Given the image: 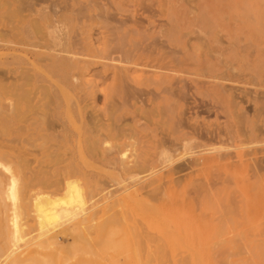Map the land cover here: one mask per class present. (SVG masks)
Masks as SVG:
<instances>
[{
	"label": "rangeland",
	"instance_id": "rangeland-1",
	"mask_svg": "<svg viewBox=\"0 0 264 264\" xmlns=\"http://www.w3.org/2000/svg\"><path fill=\"white\" fill-rule=\"evenodd\" d=\"M39 2L33 0H0V36L2 34V38H0V80L2 81L0 82V154L2 153L0 155V170L2 171H0V175L2 176L0 177L13 175L17 190L19 189L18 192L21 189L26 192L25 194L21 190L22 194L26 196V204L24 209L18 208L22 211L18 210L17 213V231H13L11 225H8V231L3 227L5 224H3V206L0 208V238L2 239L0 240V264H251L252 246L261 243L263 234L258 229L252 230L251 228V225L259 221L254 220L252 224L251 191H245L240 185V180L231 182L232 185L226 181L229 179V174L225 175L226 172L222 171L223 173H221L219 169L213 168L206 170L207 172L196 174L180 171L172 174L171 178L173 179L171 181L166 177L168 180L163 179V182L148 185L150 179L158 178L161 180V176H165L168 169L163 168L164 166H148L151 169L147 168L144 172L128 176V174L121 172L112 160L101 157L95 158L93 147L99 149L96 150L99 153L102 150L106 151L109 156L115 154L120 161L134 160L135 157L133 156H136L143 148L145 149L143 145L147 144L152 147L155 139L165 138L168 133L177 128L179 118L185 116V120L189 117L188 122L186 121L187 124H193L197 118L199 125L205 124L206 127L211 125L212 128L221 129L222 134L225 129L229 131L230 129L231 131L237 129L233 131L234 135L239 130L240 136L238 133L234 136L230 131L234 137L233 140L222 136V140L216 145L214 144L219 148V146H230L232 142H236L234 147L230 146V149L226 151L234 154L233 156H235V151L238 154L239 152L244 153L246 150L248 153V156L245 155L242 161L247 162L249 166L243 165V162L241 164L237 158H234V160L236 159V167L233 171H235L236 178L242 180L245 176L251 175L254 163L251 161V157L254 156L251 154L252 151L255 152L258 149L257 153L259 154L256 153L255 156L263 158L262 165H264V152H262V150L264 151V138L259 140L260 137H264V78L262 77V72L264 73V0H40ZM38 8L49 11V17L45 19L47 26L56 27L57 18L61 17V31L68 41L70 40V52L73 50L72 53L63 54L62 57L55 60L56 62L51 64V70L48 67L49 61L46 60L48 50L45 38H43L44 40L31 38V31L27 28L34 23L35 10ZM6 9L8 12L14 13L15 10L18 12L8 16L10 13H7ZM99 9L100 12H98ZM252 16L257 17V19L254 20ZM247 18L249 21L251 20V23L248 22ZM245 19L251 25L250 32L245 28L246 22H243L246 21ZM81 26L84 31L80 29ZM109 27L113 31L112 35H110L111 31L108 30ZM118 27H121L120 31H117ZM44 32L45 30L41 29L38 36L41 37ZM120 34L124 37V40L120 37L123 41L122 44L118 40ZM248 34L251 35L249 39L246 37ZM113 35L117 40L113 38ZM105 36L113 40V47L116 41L118 48L124 45L122 49H119L122 50L121 53L118 50L115 54L111 52V49H108L110 50L108 53L112 54H109L110 58L115 56L113 59L108 58L111 60V64L109 60L102 59L104 58L102 55L105 58L108 55V53L103 54L105 50L101 46L107 40ZM28 40L31 44H27ZM108 41L110 42V40ZM85 42L87 46H85ZM109 42L107 43L112 48ZM149 44L152 45H150L151 48L160 50V53L171 54L170 56H174L173 58H186L191 68L185 73L169 72L173 79L177 77V80L174 79L175 82H173L177 88L182 85L181 81L184 80L182 81L184 82L183 85L185 84V88H188L185 89L188 92L185 96L188 98H183L186 99L185 102L183 99L181 100L180 108H176L172 112L170 126L166 124V127L161 122L166 120V117L155 116L156 112L151 113L153 106L148 103L150 101H146V98L151 99L152 95L154 93L156 95L159 91L153 85L137 87L132 82H125L126 84L124 83L123 86L118 83L116 88L119 87V89H115L118 94H116L117 91L114 92V87H112V83L117 84L115 80L113 82L111 79L114 78L113 74L116 70L114 66L118 70L125 65L131 66L124 61L121 62L122 57L119 58L120 56H129L125 50L131 51L132 46L144 47ZM82 46L86 48V51L79 49ZM219 47L220 50L217 49ZM90 49L92 50L88 51ZM81 50L87 56L81 54ZM88 52L90 53L87 54ZM123 52L124 55H122ZM33 53L37 54L34 55L35 58H33ZM36 59L37 61H35ZM83 61L94 62L91 66L89 63L87 69H83ZM101 62L104 63L103 66ZM105 64L109 67L112 65V67H106ZM229 66L234 67L232 68L234 70ZM152 71L154 69L138 66L132 67L130 74L133 78H138L142 74L149 75ZM155 71L168 72L166 70ZM90 72H93L96 77ZM75 74L78 75L76 78H74ZM97 74H100L99 78H97ZM104 74L105 76H103ZM219 74L226 78L215 79L214 76ZM76 83L80 87H77ZM180 83L181 85H179ZM92 85H95V89ZM200 87L203 91L207 88H214L220 92L226 90L223 91L224 96L225 94L226 96L221 97L220 100L218 96L214 97L208 93L201 97L196 90H200ZM77 88L79 89L77 90ZM139 88L144 89V91L140 89V93L134 94L136 93L134 91ZM132 89L136 90L133 91ZM20 93L22 94L19 95ZM112 94L119 96L122 94V96L118 98L119 96L114 97ZM22 95L23 99L20 98ZM138 95L145 104L139 103ZM42 96L44 97L42 98ZM136 98L139 100L137 101ZM230 98L232 99L230 100ZM224 99L225 102L229 101L225 103ZM12 100L15 102L21 100L22 102L14 103ZM38 100L40 101L38 102ZM232 100L235 105L237 104L235 106L237 108L234 107V113L239 114L237 109L242 110L240 114L241 117L243 116V120L238 117L240 115H235L232 110V113L229 110L227 112L226 109L230 108ZM43 102H46V105ZM186 102L188 106L185 105ZM234 103L231 106L232 109H234ZM38 104L39 106L43 105L46 112L42 111L44 109L40 108ZM200 104L201 111L197 115L193 114V110H187L186 115L180 114L181 117L178 115L182 109L185 110L186 106H200ZM30 105L33 106V109L36 107V110H31ZM83 105L86 107H82ZM213 105L214 107H212ZM15 110L17 113L14 112ZM142 110L149 111L154 115V117L150 116L153 117L150 119L151 121L142 118ZM43 115L47 116V120ZM256 115H259L258 119ZM40 116H43L44 120H41L43 118ZM97 116L99 117L98 120ZM25 117L27 118L25 119ZM177 117L179 118L177 119ZM23 118L24 120H22ZM248 118L250 119L248 120ZM235 120L238 121L239 129L237 123L234 124ZM92 121L96 125H92L90 123ZM156 123L158 126L155 125ZM109 128L111 130L109 136L105 137ZM38 131H41L43 135L38 134ZM183 131L189 130L184 128ZM243 132L247 134L245 135ZM251 132L257 136L256 144L247 142L251 138ZM257 134H261L260 137ZM77 138H79V142ZM89 138L101 140L92 147L89 144ZM85 139L87 140L85 141ZM242 139L244 140L242 141ZM203 143L200 142L199 144ZM78 144L81 147L79 149ZM120 144H122L123 155L116 153L118 150L116 146ZM214 145L196 147L191 149L188 154L182 153L178 160L170 164V167L182 165L194 156H200L199 153L205 152L204 149ZM85 148L89 149L86 150ZM17 149L21 150V154H19V150L16 151ZM2 150L6 153L4 154ZM79 150L82 151V154ZM248 150L251 155H249ZM226 151L224 150V152ZM15 152L21 156L18 160L17 157L19 156L15 155ZM125 155L126 158L130 157L126 159ZM247 157L248 160H246ZM19 160H23L21 164H18L17 161ZM240 166L247 168L244 169L245 167L241 168ZM237 167L241 168H239L241 173L236 171L238 170ZM263 172L264 170L262 171L264 175ZM203 173L208 177L215 175L216 181L213 182L214 178L208 180L211 177L208 178ZM220 173L222 175H219ZM222 178L226 179L225 183H220ZM167 181L170 182L167 183ZM208 184L213 185L210 187ZM70 195H77L74 200L75 203L70 202ZM230 195L232 196L230 197ZM263 196L264 193L257 198L259 200H256V203L263 205L264 212ZM45 197L47 203L42 202L43 208L56 209L60 212V216L58 220L41 226L37 218L36 202ZM79 199L82 200L81 203ZM6 203L8 202L6 201ZM262 221L264 222V217ZM258 233L261 237H257Z\"/></svg>",
	"mask_w": 264,
	"mask_h": 264
},
{
	"label": "bare ground",
	"instance_id": "bare-ground-1",
	"mask_svg": "<svg viewBox=\"0 0 264 264\" xmlns=\"http://www.w3.org/2000/svg\"><path fill=\"white\" fill-rule=\"evenodd\" d=\"M20 1H22V0H20ZM33 1H38V3H40L39 1L40 0H33ZM99 1V0H98ZM107 1V0H106ZM50 2V1H49ZM5 3V2H4ZM12 3H14V2H12ZM37 3V4H38ZM91 3V2H90ZM15 4V3H14ZM51 4V3H50ZM2 5H3V3H2ZM7 5V4H6ZM25 5V4H24ZM26 5H28V4H26ZM87 5H88V3H87ZM98 5V4H97ZM30 6V5H29ZM32 6H33V4H32ZM93 6V5H92ZM9 7V6H8ZM35 7H37V6H35ZM68 7V6H67ZM87 7V6H86ZM99 7H101V6H99ZM12 8V7H11ZM41 8H42V6H41ZM41 8H38V9H36L35 11H36V17L34 18V23L32 24V25H29V26H27V28L29 29V31H31V38L33 37V39H34V37L35 38H40V39H43V38H45V41H46V48H47V50H48V52H46V60H48L49 61V63H48V67L50 68V70H51V64L54 62H56L55 60H57L59 57H62V55L63 54H70V53H72L73 52V50H71L72 52H70V44H69V41H68V39H67V37L63 34V32L61 31V25H60V19H61V17H58L57 18V26L56 27H54V26H51V25H49V26H47V24L45 23V19L46 18H48L49 17V11H45V10H43V9H41ZM48 8V7H47ZM28 9V8H27ZM107 9V8H106ZM105 9V10H106ZM48 10V9H47ZM51 10V9H50ZM6 11H7V9H6ZM13 11V10H12ZM16 12H18L17 10H15ZM103 11V13H104V10H102ZM16 12H8L7 11V13H10V14H8V16L9 15H11V13L12 14H15ZM28 12V11H27ZM86 12V11H85ZM98 12H100V9L98 10ZM108 12V11H107ZM107 12H105V14H107L108 15V13ZM4 13V12H3ZM26 13V12H25ZM55 14H58L57 12H54ZM73 13V12H72ZM96 13V12H95ZM24 14V13H23ZM77 14V13H76ZM75 14V15H76ZM29 15V14H28ZM92 15V14H91ZM21 16V15H20ZM30 16V15H29ZM255 16V15H254ZM76 17V16H75ZM78 17H80V16H78ZM253 17V16H252ZM9 18V17H8ZM11 18V17H10ZM20 18V17H19ZM89 18H90V16H89ZM254 18V17H253ZM256 19H257V17H255ZM255 18H254V20H255ZM248 19V22L249 23H251L250 21H249V18H247ZM21 20V19H20ZM246 20V19H245ZM12 21V20H11ZM43 21V22H42ZM85 21H87V20H85ZM98 21V20H97ZM257 21V20H256ZM88 22V21H87ZM243 22H246L245 23V28L249 31L250 29H251V25L250 24H248V22H247V20L246 21H243ZM260 22V21H259ZM76 23H78V22H76ZM30 24V23H29ZM90 24V23H89ZM92 24V23H91ZM104 24H105V22H104ZM110 24V23H109ZM261 24V23H260ZM123 25V24H122ZM262 25V24H261ZM92 26V25H91ZM7 27V26H6ZM17 27V26H16ZM80 27V26H79ZM88 27V26H87ZM117 27V26H116ZM20 28V27H19ZM84 28V27H83ZM99 28H102L101 26H99ZM110 28V27H109ZM121 28V27H120ZM119 27H118V29H117V31H120L121 29H120ZM259 28V27H258ZM41 29H44L45 30V32L41 35V37H39L38 36V32L40 31ZM81 30H82V26H81V28H80ZM103 30H105L104 28H102ZM113 29V28H112ZM120 29V30H119ZM16 30V29H15ZM108 30H110L111 31V28L110 29H108ZM82 31H84V30H82ZM106 31V30H105ZM260 31H261V29H260ZM17 32V31H16ZM104 32V31H103ZM112 32L113 31H111V33H110V35H112ZM128 32V31H127ZM132 32H134V31H132ZM250 32V31H249ZM100 33V32H99ZM107 34H109L108 32H106ZM120 33V32H119ZM135 33H136V31H135ZM264 33V32H263ZM81 34V33H80ZM115 34V33H114ZM250 34V33H249ZM248 34V36H246V37H248V39L249 38H251V35H249ZM85 35H87V34H85ZM122 34H120V36H118V40H120V44H122L123 43V41H121V39L122 40H124V37H122L121 36ZM247 35V34H246ZM101 36V35H100ZM126 36V35H125ZM86 37V36H85ZM99 37V36H98ZM103 37V39H104V36H102ZM106 37V36H105ZM108 37V36H107ZM106 37V41L107 42H109L108 40H110V42L109 43H111V45H112V43H113V40H111V39H109V37L107 38ZM120 37H122L121 39H120ZM127 37V36H126ZM125 37V38H126ZM260 37H262V36H260ZM0 38H2V34H1V36H0ZM86 38H88V37H86ZM113 38H115L114 37V35H113ZM5 40V39H4ZM30 40V39H29ZM29 40H28V43L27 44H31V42H29ZM44 40V39H43ZM87 40V39H86ZM102 40V39H101ZM115 40H117L116 38H115ZM251 40V39H250ZM3 41V40H2ZM38 41V40H37ZM41 41V40H40ZM75 41V40H74ZM77 41V40H76ZM91 41H92V39H91ZM104 41V40H103ZM105 41V42H106ZM112 41V42H111ZM263 41V40H262ZM87 42V41H86ZM84 43L85 44V46H87L86 44L87 43ZM89 42V41H88ZM103 42L104 44H102L101 46L103 47V49L105 50L104 52H103V54H105L106 55V53H108V51H110V50H108V49H111V52L112 53H115L116 54V51H118L119 49H122L123 47H124V45H122L121 46V48H120V46H119V48L117 47V41H116V43L114 44V47H113V45L111 46L112 48H110L109 47V45H108V43L106 42ZM3 43V42H2ZM17 43V42H16ZM79 43H80V41H79ZM78 43V44H79ZM95 43V42H94ZM263 43H264V41H263ZM262 43V44H263ZM18 44V43H17ZM73 44H74V42H73ZM80 44H82L83 45V43L81 42ZM79 44V45H80ZM98 44V43H97ZM105 44H107L106 46H103V45H105ZM192 44V43H191ZM76 45H77V43H76ZM91 45V44H90ZM115 45H116V47H115ZM126 45V44H125ZM151 44H149V45H146V46H144V47H136V46H132V49H131V51L129 50V49H126L125 51V53H127V55H129V56H120L119 58H121V62L122 61H124L126 64H130L131 66H127V65H125V66H122V67H118L119 68V70L117 69V67L116 66H114V68L116 69L115 70V73L113 74V76H114V78L112 77L111 79H112V81L113 80H115L116 82H117V84H114V83H112L113 84V86L112 87H114V92H116L115 91V89H119V87H117L116 88V86L118 85V83H119V85H121V86H123V85H125L126 83L125 82H132L134 85H136L137 87L138 86H140V85H144V86H146V87H148L149 85H153L157 90H159L158 91V93H156V95H155V93H154V95H152V97H151V99H149V98H146L145 100L146 101H150V102H148V103H151V105L153 106V107H151V110L152 111H150L151 113H155L156 115L155 116H157V115H159V117L160 116H163V117H166V120H163V121H161L163 124H165V127H166V124H167V126H170V123H171V116H172V112H174L175 111V109L176 108H180V106H181V104H180V102H181V100L184 98V97H186V99L188 98L187 96H185L188 92L185 90L186 88H185V84L183 85V83L184 82H182V81H184V80H182L181 81V83H182V85H181V83L179 84V85H181V86H179V88H177L176 87V85H174L173 84V82H175L174 81V79H175V77H174V79H173V76H172V74H170L169 72H171V73H185V72H187V71H189L188 69L190 68L189 66V64H188V62H187V59L186 58H182V59H178V57L177 58H173L174 56H170L171 54H168V53H166V52H163V53H160L159 51H157L156 49H153V48H151V46H150ZM190 45V44H189ZM72 46H74V45H72ZM72 46H71V48H72ZM78 46V45H77ZM77 46H75V47H77ZM107 46H108V48H107ZM17 47V46H16ZM32 47V46H31ZM39 47H41V46H39ZM81 47V46H80ZM102 47H100V48H102ZM104 47H106V48H104ZM133 47H134V49H133ZM24 48V47H23ZM33 48V47H32ZM114 48V49H113ZM129 48V47H128ZM131 48V47H130ZM1 49V48H0ZM12 49V48H11ZM13 49H15L14 47H13ZM31 49V48H30ZM39 49V48H38ZM42 49V48H41ZM73 49V48H72ZM79 49H85V51H86V48L85 47H83L82 46V48H79ZM78 49V50H79ZM87 49H88V47H87ZM116 49V50H115ZM218 50H220V47L219 48H217ZM264 49V48H263ZM262 49V50H263ZM6 50V49H5ZM76 50H77V48H76ZM81 50V54H83V55H86V53L84 52V51H82ZM92 49H90V50H88V51H91ZM115 50V51H114ZM257 50V49H256ZM31 51H33V50H31ZM30 51V52H31ZM114 51V52H113ZM120 52L119 53H121L122 52V50H119ZM124 51V50H123ZM247 51V50H246ZM24 52V51H23ZM35 52V51H34ZM76 52V51H75ZM85 54H84V53ZM131 52V53H130ZM171 52V51H170ZM45 53V52H44ZM43 53V54H44ZM90 52H88L87 54H89ZM172 53V52H171ZM241 53V52H240ZM109 54L110 53H108V55L106 56L107 58H105V56L104 55H102L104 58H102V59H107V60H109L108 58H110V56H109ZM253 54H255V53H253ZM34 55H37V54H34L33 53V58H35L34 57ZM77 55V54H76ZM82 55V56H83ZM110 55H112V54H110ZM122 55H124V52H123V54ZM126 55V54H125ZM215 55V54H214ZM39 56V55H38ZM87 56V55H86ZM92 56V55H91ZM216 56V55H215ZM250 56V55H249ZM253 56V55H252ZM40 57V56H39ZM77 57V56H76ZM89 57H90V55H89ZM93 57H95V55H93ZM123 57H124V59L126 60H124L123 59ZM176 57V56H175ZM75 58V57H74ZM82 58H84V57H82ZM81 58V59H82ZM96 58V57H95ZM100 58V59H101ZM113 58H115V56H112L110 59H113ZM42 59V58H41ZM70 59H71V57H70ZM77 59V58H76ZM241 60H243L242 59V57H241ZM254 60V59H253ZM261 60V59H260ZM260 60H259V62H260ZM35 61H37V59L35 60ZM73 61V60H72ZM76 61H78V60H76ZM95 61V60H94ZM93 61V62H94ZM111 60H109V63L111 64V62H110ZM114 61V60H113ZM118 61V60H117ZM39 62V61H38ZM80 62V61H79ZM93 62H87V61H83V64H81V65H83L82 66V68L83 69H87V67H88V65H89V63H90V66L91 65H93ZM44 63V62H43ZM47 63V62H46ZM92 63V64H91ZM105 63H107V62H105ZM108 63V64H109ZM38 64V63H37ZM58 64H59V61H58ZM76 64H78V63H76ZM101 64H102V62H101ZM120 64V63H119ZM123 64V63H122ZM261 64V63H260ZM63 65V64H62ZM104 65V63L102 64V66ZM106 65V64H105ZM54 66V65H53ZM111 67H112V65H110ZM138 66H141V67H148V68H152V69H154V71H152L149 75H141V76H139L138 78H133L132 76H131V74H130V70L132 69V67H138ZM262 66V65H261ZM264 66V65H263ZM106 67H109V65L107 66L106 65ZM111 67H109V68H111ZM76 68V67H75ZM91 68V67H90ZM101 68V67H100ZM100 68H99V70H100ZM108 68V69H109ZM227 68H228V66H227ZM229 68H234V67H230L229 66ZM237 68V67H236ZM48 69V68H47ZM104 69V68H103ZM102 69V70H103ZM108 69H106V70H108ZM237 69H239V67L237 68ZM241 69V68H240ZM239 69V70H240ZM260 69H261V67H260ZM54 70V69H53ZM95 70V69H94ZM98 70V69H97ZM155 70H166V71H168L167 73H161V72H157V71H155ZM190 70H191V68H190ZM232 70H234V69H232ZM236 70V69H235ZM259 70V69H258ZM257 70V71H258ZM90 71V70H89ZM151 71V70H150ZM195 71V70H194ZM55 72V71H54ZM104 72H105V70H104ZM111 72V74H112V71H110ZM229 73L231 72L230 70L228 71ZM234 72V71H233ZM232 72V73H233ZM90 73H93V72H90ZM98 73H99V71H98ZM101 73V72H100ZM225 73V72H224ZM261 73V72H260ZM35 74V73H34ZM78 74V73H77ZM94 74V73H93ZM92 74V75H93ZM101 74H103V72L101 73ZM107 74H108V72H107ZM188 74V73H187ZM198 74V73H197ZM262 74H263V78H264V73L262 72ZM54 75H55V73H54ZM59 75V74H58ZM91 75V76H92ZM100 75V74H99ZM99 75L97 74V78H99ZM109 75V74H108ZM199 75V74H198ZM35 76V75H34ZM75 77L74 78H76V76H78V75H74ZM81 76V75H80ZM94 76L96 77V75L94 74ZM103 76H105V74L103 75ZM226 76V75H225ZM231 76H232V74H231ZM244 76V75H243ZM61 77V76H60ZM86 77V76H85ZM111 77V76H110ZM234 77V76H233ZM261 77V78H262ZM78 78V77H77ZM107 78V77H106ZM214 78L215 79H218V80H220V79H225L226 77H224L223 78V76H221V74H219V75H216V76H214ZM228 78H229V76H228ZM107 79H109V77L107 78ZM232 79V78H231ZM71 80V79H70ZM94 80V79H93ZM106 80V79H105ZM175 80H177V77H176V79ZM181 80V79H180ZM193 80V79H192ZM229 80H230V78H229ZM252 80V79H251ZM16 81H18V80H16ZM24 81V80H23ZM84 81V80H83ZM95 81V80H94ZM103 81V80H102ZM179 81V80H178ZM0 82H2L1 80H0ZM12 82V81H11ZM25 83H26V81H24ZM73 82V81H72ZM114 82V81H113ZM180 82V81H179ZM189 82V81H188ZM196 82V81H195ZM200 82V81H199ZM199 82H198V84H199ZM13 83V82H12ZM11 83V84H12ZM29 83V82H28ZM71 83V82H70ZM85 83V82H84ZM89 83H90V81H89ZM125 83V84H124ZM176 83H178L177 81H176ZM203 83V82H202ZM10 84V83H9ZM22 84V83H21ZM27 84V83H26ZM86 84V83H85ZM95 84V83H94ZM129 84V83H128ZM212 84V83H211ZM217 84V83H216ZM1 85V84H0ZM13 85V84H12ZM25 85V84H24ZM54 85V84H53ZM77 85H79V84H77L76 83V86ZM81 85V84H80ZM87 85H88V83H87ZM131 85V84H130ZM175 87H174V86ZM200 85V84H199ZM214 85H215V83H214ZM255 85V84H254ZM263 85V84H262ZM23 86V85H22ZM26 86H28V85H26ZM47 86H50V85H47ZM75 86V85H74ZM93 86V85H92ZM95 86V85H94ZM94 86H93V89H95L94 88ZM128 86V85H127ZM174 88H173V87ZM187 86V85H186ZM261 86V85H260ZM264 86V85H263ZM3 87V86H2ZM8 87V86H7ZM12 87V86H11ZM17 87V86H16ZM15 87V88H16ZM20 87H21V85H20ZM56 87V86H55ZM77 87H80V86H77ZM90 87V86H89ZM126 87V86H125ZM129 87V86H128ZM127 87V88H128ZM191 87V86H190ZM199 87V86H198ZM202 87V86H201ZM201 87H200V90L199 89H196L197 90V94L199 95V96H201V97H203V96H205L207 93L208 94H210V95H213L214 97L215 96H218L219 97V100L221 99V97H223L224 96V92L223 91H226V90H223L222 92H220L219 90H216V89H214V88H207V89H205L204 91L203 90H201ZM206 87V86H205ZM211 87V86H210ZM213 87H215V86H213ZM14 88V87H13ZM134 88H136V87H134ZM175 88H177V89H175ZM217 88V87H216ZM219 88V87H218ZM1 89V88H0ZM4 89V88H3ZM8 89V88H7ZM17 89V88H16ZM79 88H77V90H78ZM98 89V88H97ZM131 89V88H130ZM137 89V88H136ZM136 89H134V90H136ZM142 90V88H139L138 90H136V91H134L133 89V91L134 92H136V93H134V94H136L137 95V93H140V91ZM188 89V88H187ZM190 89V88H189ZM192 89H193V87H192ZM220 89H222V88H220ZM14 91H15V89H13ZM26 89H24V91H25ZM49 90V89H48ZM71 90V89H70ZM81 90V89H80ZM80 90H79V92H80ZM248 90V89H247ZM27 91V90H26ZM45 91V90H44ZM82 91V90H81ZM97 91V90H96ZM138 91V92H137ZM142 91H144V89L142 90ZM149 91V90H148ZM18 92V91H17ZM33 92V91H32ZM36 92V91H35ZM46 92V91H45ZM150 92H151V90H150ZM2 93V92H1ZM9 94H10V92H8ZM15 93H16V91H15ZM14 93V94H15ZM37 93V92H36ZM93 93H94V91H93ZM96 93V92H95ZM124 93V92H123ZM146 93V92H145ZM243 93V92H242ZM22 93H20L19 95H21ZM47 94V93H46ZM115 94V93H114ZM114 94H112V95H114ZM116 94H118V91L116 92ZM148 94V93H147ZM259 94H261L260 92H259ZM3 95V94H2ZM26 95H28L27 93H26ZM24 96L25 98L27 97V96ZM33 95V94H32ZM34 95H35V93H34ZM38 95V94H37ZM121 96H122V94H120ZM233 95V94H232ZM236 95V94H235ZM262 96H263V94H261ZM15 96H16V94H15ZM62 96V95H61ZM115 96H119V95H114V97ZM121 96H119L118 98H120ZM132 96V95H131ZM139 96V95H138ZM153 96H154V98H153ZM212 96V97H213ZM225 96H226V94H225ZM224 96V97H225ZM227 96H228V94H227ZM234 96V95H233ZM233 96H231L232 98H233ZM237 96V95H236ZM234 97L235 99L237 98V97ZM243 96V95H242ZM8 97V96H7ZM10 97V96H9ZM19 97V96H18ZM23 97V95L22 96H20V98L21 99H23L22 98ZM44 96H42V98H43ZM49 97V96H48ZM112 97V96H111ZM135 97V96H134ZM230 97V96H229ZM253 97V96H252ZM16 98V97H15ZM15 98H13V99H15ZM24 98V99H25ZM34 98V97H33ZM33 98H27V99H33ZM40 98V97H39ZM42 98H40V99H42ZM50 98V97H49ZM77 98V97H76ZM190 98V97H189ZM195 98V97H194ZM232 98H230V100L232 99ZM17 99V98H16ZM16 99H15V101H16ZM116 99V98H115ZM122 99H123V97H122ZM137 99V101L139 100V103H143L144 102V100L143 99H141L140 98V96H139V99L138 98H136ZM186 99L184 100L183 99V101L185 102L186 101ZM216 99V98H215ZM228 99V98H227ZM252 99V98H251ZM264 99V98H263ZM3 100V99H2ZM19 100V99H18ZM30 100V101H31ZM79 100V99H78ZM84 100V99H83ZM223 100V99H222ZM5 101V100H4ZM13 101V100H12ZM15 101H13L14 103H17V102H15ZM21 101V100H20ZM19 101V102H20ZM40 100H38V102H39ZM42 101H43V99H42ZM182 101V102H183ZM214 101V100H213ZM216 101V100H215ZM229 100H227L226 102H228ZM18 102V103H19ZM22 102V101H21ZM188 102V101H187ZM187 102L185 103V105H187ZM224 102H225V99H224ZM225 102V103H226ZM43 103H45V105H46V102H43ZM79 103H80V101H79ZM147 103V102H146ZM190 103V102H189ZM215 103V102H214ZM230 103V102H229ZM232 105H233V103H234V101L232 100ZM231 103H230V105H231ZM238 103V102H237ZM22 104V103H21ZM42 104V103H41ZM77 104V103H76ZM114 104H115V102H114ZM120 104H122L121 102H120ZM119 104V105H120ZM136 104V103H135ZM143 104H145V103H143ZM162 104V106L160 107V105ZM184 104V103H183ZM196 104V103H195ZM256 104V103H255ZM190 105V104H189ZM215 105V104H214ZM214 105L212 106V107H214ZM219 105V104H218ZM231 105V106H232ZM237 105V104H236ZM235 105V103H234V106H233V108L236 106ZM239 105V104H238ZM257 105V104H256ZM12 106H13V104H12ZM21 106V105H20ZM31 106V105H30ZM37 106V105H36ZM38 106H39V104H38ZM75 106H77V105H75ZM188 106V105H187ZM186 106V108H185V110L184 109H182V111H181V113L179 112L178 113V115L181 117V115H186L185 114V112H187V110H193V114H195V115H197L201 110H200V108H201V104H200V106H198V105H193L192 107H187ZM191 106V105H190ZM228 106V105H227ZM230 106V108H227L226 110H227V112H231V110H232V112L234 113V110H235V108H237V107H235L234 109H232V107ZM15 107V106H14ZM13 107V108H14ZM40 108L42 107L43 108V105L42 106H39ZM45 107V106H44ZM47 107V106H46ZM45 107V108H46ZM66 107V106H65ZM78 107V106H77ZM82 107H86V105H83ZM90 107V106H89ZM149 107V106H148ZM212 107H210V108H212ZM12 108V107H11ZM48 108V107H47ZM80 108V107H79ZM112 108H114V107H112ZM217 108V107H216ZM215 108V109H216ZM14 109H16V108H14ZM30 109L31 110H36V107L33 109V106H31L30 107ZM29 109V110H30ZM37 109H39L38 107H37ZM44 109V108H43ZM147 109V108H146ZM154 109V110H153ZM209 109V108H208ZM24 110V109H23ZM77 110V109H76ZM85 110V109H84ZM204 110V109H203ZM216 110H218V109H216ZM219 110H220V108H219ZM229 110V111H228ZM42 111H44V112H46L45 111V109L44 110H42ZM41 111V113H43ZM207 111H209V110H207ZM222 111V110H221ZM237 111L238 112H240L241 113V111L240 110H238L237 109ZM244 111V110H243ZM264 111V110H263ZM15 113H17V111L15 110L14 111ZM32 112V111H31ZM35 112H37V111H35ZM34 112V113H35ZM39 112V111H38ZM116 112V111H115ZM149 111L147 112V111H144V110H142V114H143V119H145L146 121H151L150 119H152L153 117H154V115H152L151 113H150ZM205 112H206V110H205ZM211 112V111H210ZM231 112V113H232ZM237 112V113H238ZM25 113V112H24ZM27 113V112H26ZM25 113V114H26ZM33 113V112H32ZM77 113L79 114V112L77 111ZM111 113V112H110ZM150 113V114H149ZM206 113H208V112H206ZM224 113V112H223ZM230 113V114H231ZM236 113V112H235ZM234 113V114H235ZM235 114V115H240V116H238V117H240V118H242L241 117V114ZM19 114V113H18ZM17 114V115H18ZM31 114V113H30ZM37 114V113H36ZM35 114V115H36ZM39 114H40V112H39ZM94 114V113H93ZM181 114V115H180ZM234 114H231V115H234ZM256 114V113H255ZM264 114V113H263ZM21 115V114H20ZM20 115H19V117H20ZM24 115V114H23ZM47 115V114H46ZM44 116L45 118L47 117V116ZM83 115H84V113H83ZM92 115V114H91ZM113 115H114V111H113ZM228 115H229V113H228ZM227 114H226V116H228ZM26 116H28V115H26ZM43 116H40L41 118H43ZM150 116H153L152 118L150 117ZM236 116V117H237ZM261 116H262V114H261ZM260 116V117H261ZM18 117V118H19ZM22 117V116H21ZM49 117V116H48ZM79 117V116H78ZM93 117H94V115H93ZM174 117H175V115H174ZM185 116H183L182 118H179V117H177V119L179 118V120L177 121L178 122V126H177V128L175 129L174 128V131L172 130L170 133H168L167 134V138L165 137V138H163V137H159V138H157V139H155V142H153L154 144L152 145V147H150V146H148L147 144V146L146 145H143L144 147H145V149L143 148V150L142 151H140L138 154H136V156L134 155L133 157H135V159L134 160H131V161H120V160H118L117 159V157L115 156V154L113 155L112 153V155H110L109 156V154L106 152V151H102L101 150V152L99 153V152H97L96 150H99V149H97L96 147H93V146H95V144H97L98 142H100V140L101 139H90L89 138V144L93 147V150L95 151V154H94V156H95V158H97L98 159V157H101L102 159L104 158V159H107V160H112L113 162H114V164L116 165V167L121 171V172H124V174L126 173V174H128V176H131V175H135V174H139V173H141V172H144V171H146L147 170V168H149L148 166H164L163 168H167L168 170L165 172L166 173V175L165 176H161V180L160 179H158V178H153V179H150L149 181H148V185H151V184H156V182H160V181H162L163 182V179H166V180H168L167 178H169V180L171 181L173 178H171V176H172V174H174V173H178V172H180V171H188V173L189 174H196V173H200V172H204V171H206V170H209V169H213V168H216V170L217 169H219L220 170V172L221 173H223V172H226L225 173V175L226 174H229V176H228V178L229 179H225L226 181H229L230 183L232 182H237V181H241V184L240 185H242L243 186V188H244V190L245 191H251V219L253 220V222H252V224L254 223V220L256 221V220H258L259 222L258 223H255L254 225H251V228H252V230H256V229H258L259 231H261V233L263 234V238H262V240L260 241L261 243H258V244H254L253 246H252V254H253V257H252V259H251V264H264V222L262 221V218L264 217V212H263V205H261V203H259V204H257L256 203V200H259V199H257V198H259L260 197V195L261 194H263L264 193V175L262 174V171L264 170V165H262V163H263V158H261V157H259V156H257V157H259V158H257L255 155H257V154H259V153H257L258 152V149L255 151V152H253L252 151V149H251V151L253 152H251V154H253L254 156L253 157H251V159L249 158V160H251L252 161V163H253V167H252V173H251V175L250 176H245L244 178H242V180L240 179V178H236V176H235V171H233L234 170V168L236 167V159L234 160V158H237L238 160H239V162H241V164H242V158L245 156V155H247L248 153L246 152V150H245V152L243 153V152H239L240 151V149H239V153L237 154V152L235 151V156H233L231 153H229V152H227L226 150H228V149H230V146L231 147H234V144L236 143H234V142H232L231 144H230V146L229 145H223L224 147H220L219 146V148H217L215 145L217 144V143H219L220 142V140H222V136H223V138H224V136H226L227 137V139H230V140H233L234 139V137H233V135H234V130L233 131H231V129H230V131L233 133V135H231L232 133H230V131L228 130V129H225V132L222 134V132H221V129L219 130L218 128H212L211 127V125H208L207 127L206 126H201V125H199L200 123H199V121L197 120V118L194 120V122H193V124H187V122H188V118H186V120H185V118H184ZM229 117V116H228ZM256 117H257V119H258V117H259V115L257 116L256 115ZM14 118H15V116H14ZM27 117H25V119H26ZM37 118V117H36ZM98 116H97V120H98ZM112 118V117H111ZM176 118V117H175ZM231 118V117H230ZM235 118V117H234ZM15 119H17V118H15ZM50 119V118H49ZM48 119V120H49ZM84 119H85V117H84ZM205 119V118H204ZM250 118H248V120H249ZM19 120V119H18ZM22 120H24V118L22 119ZM35 120V119H34ZM41 120H44V118L43 119H41ZM46 120H47V118H46ZM92 120V119H91ZM191 120V119H190ZM234 120V119H233ZM237 120V119H236ZM235 120V121H236ZM242 120H243V118H242ZM39 121V120H38ZM79 121V120H78ZM81 121V120H80ZM95 121H96V119H95ZM183 121V122H182ZM187 121V122H186ZM228 121V120H227ZM234 121V122H235ZM1 122H2V120H1ZM5 122V121H4ZM3 122V123H4ZM7 122V121H6ZM18 122V121H17ZM24 122H27V121H24ZM49 122V121H48ZM48 122H44V123H48ZM98 122V121H97ZM157 122H159V121H157ZM176 122V123H177ZM186 122V123H185ZM190 122V121H189ZM201 122V121H200ZM231 122H233V121H231ZM238 121H236L234 124H236ZM10 123V122H9ZM14 123H15V121H14ZM21 123V122H20ZM41 123H42V121H41ZM50 123V122H49ZM89 123V122H88ZM92 125H96L95 123H94V121H92V122H90ZM202 123V122H201ZM207 123V122H206ZM227 123V122H226ZM254 123V122H253ZM152 124V123H151ZM174 124V123H173ZM219 124V123H218ZM233 124V123H232ZM233 124V125H234ZM248 125L250 124V122L249 123H247ZM5 125H6V123H5ZM19 125V124H18ZM42 125H43V123H42ZM45 125V124H44ZM155 125H157L158 126V123H156ZM240 125V124H239ZM253 125V124H252ZM45 126H47V125H45ZM84 126V125H83ZM173 126H175L176 127V125H173ZM213 126V125H212ZM215 126V125H214ZM217 126H219V125H217ZM228 126V125H227ZM261 126V125H260ZM18 127V126H17ZM16 127V128H17ZM32 127V126H31ZM92 127V126H91ZM94 127V126H93ZM160 127H161V125H160ZM233 127V126H232ZM262 127V126H261ZM20 128V127H19ZM89 128V127H88ZM88 128H86V129H88ZM145 128H148V126H145ZM144 128V129H145ZM184 128H187L189 131H183L184 130ZM222 128V127H221ZM234 128H235V126H234ZM237 128H238V123H237ZM249 128V127H248ZM259 128V127H258ZM21 129V128H20ZM26 129H27V127H26ZM25 129V130H26ZM111 129H113V128H111ZM162 129H163V127H162ZM239 129V128H238ZM262 129V128H261ZM15 130V129H14ZM38 130V129H37ZM46 131H47V129H45ZM67 130V129H66ZM91 130H93V129H91ZM169 130V129H168ZM186 130V129H185ZM222 130L224 131V129L222 128ZM237 130V129H236ZM235 130V131H236ZM10 131V130H9ZM24 131V130H23ZM89 131V130H88ZM87 131V132H88ZM108 132V134H106L105 135V137H107V136H109V131H111L110 130V128L107 130ZM126 131V130H125ZM239 131V130H238ZM238 131L237 132H235V135L238 133ZM252 131V130H251ZM254 131V130H253ZM261 131V130H260ZM19 132V131H18ZM39 132V131H38ZM74 132V131H73ZM90 132V131H89ZM95 132V131H94ZM94 132H92V133H94ZM115 132V131H114ZM113 132V133H114ZM24 133H25V131H24ZM91 133V134H92ZM240 133V132H239ZM239 133H238V136H240L239 135ZM244 133V132H243ZM243 133H241V135L243 136ZM38 134H42V132L40 131ZM61 134H62V132H61ZM60 134V135H61ZM76 134V133H75ZM97 134V133H96ZM116 134L118 135V133H117V131H116ZM245 134V133H244ZM247 134V133H246ZM245 134V135H246ZM43 135V134H42ZM41 135V137H43ZM66 135V134H65ZM234 135V136H235ZM258 135V134H257ZM261 135V134H260ZM260 135H258L259 137H260ZM26 136V135H25ZM32 136V135H31ZM92 136V135H91ZM95 136V135H94ZM116 136V135H115ZM241 136V137H242ZM250 136H251V140L249 139V141H247L248 143H251V144H256L257 143V136H255V134L253 133V132H251L250 133ZM33 137V136H32ZM49 137H50V135H49ZM53 137H54V135H53ZM86 137V136H85ZM96 137V136H95ZM103 137V136H102ZM117 137V136H116ZM115 137V138H116ZM245 137V136H244ZM258 137V138H259ZM27 138H29V137H27ZM91 138H93V136L91 137ZM239 138V137H238ZM264 137L262 136V137H260L259 138V140L261 141V139H263ZM42 139V138H41ZM62 139V138H61ZM78 139V142H79V138H77ZM240 139V138H239ZM246 139V138H245ZM27 140V139H26ZM40 140V139H39ZM44 140V139H43ZM87 139H85V141H86ZM244 139H242V141H243ZM264 140V139H263ZM18 141H20V140H18ZM22 141V140H21ZM65 141V140H64ZM83 141H84V137H83ZM30 142H31V140H30ZM44 142V141H43ZM47 142V140H46V138H45V143ZM102 142V141H101ZM200 142H204L203 144H199ZM222 142H224V141H222ZM246 142V143H247ZM17 143V142H16ZM64 143V142H63ZM77 143V142H76ZM141 143H142V141H141ZM258 143H259V141H258ZM34 144V143H33ZM32 144V145H33ZM48 144V143H47ZM58 144V143H57ZM80 144V143H79ZM79 144H78V149L79 148H81L80 146H79ZM86 144V143H85ZM124 144V143H123ZM152 144V143H151ZM215 144V145H214ZM23 145V144H22ZM26 145V144H25ZM30 145V144H29ZM39 145H41V144H39ZM114 145H115V143H114ZM208 145H214L213 147H209V148H206V149H204L203 151H205V152H201V153H199L200 154V156L198 155V156H194L193 158H191L190 160H188L187 162H185L184 164H182V165H177V166H175V167H170V164H172L174 161H176V160H178L179 158H180V155L182 154V153H190V150L191 149H193V148H196V147H205V146H208ZM1 146V145H0ZM42 146V145H41ZM44 146V145H43ZM50 146V145H49ZM48 146V147H49ZM70 146V145H69ZM89 146V145H88ZM87 146V147H88ZM102 146V145H101ZM121 146H122V144H120V145H118V146H116L117 148H118V150H117V152L116 153H118V154H121V155H123L124 154V152H123V150H122V148H121ZM124 146V145H123ZM142 146V147H143ZM257 146V145H256ZM6 147H7V145H6ZM45 147V146H44ZM55 147H56V145H55ZM85 147V146H84ZM90 147V146H89ZM106 147V146H105ZM9 148V147H8ZM13 148H15V147H13ZM17 148H19V147H17ZM21 148V147H20ZM83 148V147H82ZM249 148V147H248ZM251 148V147H250ZM16 149V148H15ZM22 149V148H21ZM30 149H32V148H30ZM62 149V148H61ZM86 149V148H85ZM87 149H89V148H87ZM86 149V150H87ZM235 149V148H234ZM238 149H236V150H238ZM254 149V148H253ZM264 149V148H263ZM19 149H17L16 151H18ZM41 150H43L42 149V147H41ZM45 150V149H44ZM224 150L226 151V152H224ZM259 150H261V149H259ZM21 150H19V152H20ZM38 151V150H37ZM47 151V150H46ZM80 151V153L82 154V151L81 150H79ZM78 151V152H79ZM2 152L4 153V151L2 150ZM9 152H12V151H9ZM23 152V151H22ZM65 152V151H64ZM87 152V151H86ZM88 152H89V150H88ZM87 152V153H88ZM92 152V151H91ZM90 152V153H91ZM232 152V151H231ZM234 152V151H233ZM248 152H249V155H251L250 154V151L248 150ZM262 152H264L263 150H262ZM261 152V153H262ZM6 153V152H5ZM4 153V154H5ZM16 153V152H15ZM44 153H46V152H44ZM48 153H50V152H48ZM93 153V152H92ZM206 153H208V154H206ZM246 153V154H245ZM257 153V154H256ZM260 153V154H261ZM2 154V153H1ZM0 154V155H1ZM19 154H21V152L19 153ZM55 154V153H54ZM80 154V155H81ZM127 154V153H126ZM15 155H17V156H19L18 155V153H16ZM50 156H51V154H49ZM90 155V154H89ZM92 155V154H91ZM6 156V155H5ZM11 156V155H10ZM9 156V157H10ZM23 156V155H22ZM36 156V155H35ZM53 156V155H52ZM62 156V155H61ZM248 156V155H247ZM12 157V156H11ZM14 157V156H13ZM21 156H19V157H17V160L20 158ZM59 157H60V155H59ZM59 157H57V158H59ZM82 157H84V156H82ZM93 157V156H92ZM130 157V156H129ZM129 157H127V158H129ZM7 158V157H6ZM23 158V157H22ZM27 158V157H26ZM35 158V157H34ZM42 158V157H41ZM61 158V157H60ZM125 158H126V155H125ZM126 158V159H127ZM246 158V157H245ZM121 159V158H120ZM3 160V159H2ZM15 160V159H14ZM23 160H25V159H23ZM23 160H19V161H17L18 162V164H21V162L23 161ZM41 160V159H40ZM50 160H51V158H50ZM246 160H248V157H247V159ZM4 161V160H3ZM42 161V160H41ZM16 162V161H15ZM43 162V161H42ZM90 162V161H89ZM245 162V161H244ZM243 162V165H245V164H247V162H245L244 163ZM249 162V161H248ZM25 163V162H24ZM49 163H50V161H49ZM16 164V163H15ZM23 164V163H22ZM239 164V163H238ZM238 164H237V166H238ZM241 164H239V165H241ZM6 165H8V164H6ZM30 165V164H29ZM248 165V164H247ZM20 166V165H19ZM48 166H49V164H48ZM52 166H54V165H52ZM249 166V165H248ZM25 167V166H24ZM241 168H243V167H245V166H240ZM240 167H237L236 169H238V170H236V171H239L240 173H241V168ZM21 168V167H20ZM26 168V167H25ZM32 168V167H31ZM240 168V169H239ZM247 167H245L244 169H246ZM24 169V168H23ZM33 169V168H32ZM41 169V168H40ZM149 169H151V168H149ZM148 169V170H149ZM36 170V169H35ZM251 170V169H250ZM1 171V170H0ZM8 171V170H7ZM223 171V172H222ZM2 172V171H1ZM10 172V171H9ZM207 172V171H206ZM205 172V173H206ZM211 172H213V171H211ZM4 173V172H3ZM43 173V172H42ZM205 173H203V174H205ZM219 174V175H222V174ZM237 173V172H236ZM243 173V172H242ZM264 173V172H263ZM20 174V173H19ZM35 174V173H34ZM206 174H208V173H206ZM206 174L204 175V176H206ZM211 174V173H210ZM37 175V174H36ZM44 175V174H43ZM199 175V174H198ZM246 175V174H245ZM0 176H2V175H0ZM5 176V175H4ZM7 176V175H6ZM214 176V177H213ZM213 176H209V177H211V178H209L208 176H206V177H208L207 179L208 180H212V178H214L213 180V182H215L216 180H215V175H213ZM224 176V175H223ZM23 177V176H22ZM167 177V178H166ZM177 177V176H176ZM226 178V177H225ZM175 179V178H174ZM223 179V178H222ZM221 179V182L220 183H225V180L223 179L222 180ZM18 180V179H17ZM166 180H164V182H166ZM170 181H167V183H169ZM175 181V180H174ZM194 181V180H193ZM34 182H36V181H34ZM173 182V181H172ZM176 183V182H175ZM192 183V182H191ZM194 183V182H193ZM203 183V182H202ZM231 183V184H232ZM162 184V183H161ZM203 184H206V183H203ZM202 184V185H203ZM226 184L227 185H229V183L228 182H226ZM230 184V185H231ZM209 186L210 185H213V184H208ZM233 185V184H232ZM195 186V185H194ZM217 186V185H216ZM215 186V187H216ZM210 187H212V186H210ZM19 188H20V186H19ZM226 188V187H225ZM27 189V188H26ZM19 190V189H18ZM18 190H17V186H16V180H15V178L13 177V175L12 176H7V177H0V202H1V206H0V208L2 207L3 209H2V211L4 212L3 214V220H4V222H3V224H4V228L8 231V225H11L12 227H13V231H17V228H18V224H17V216H18V210L19 211H22V210H20V209H18L19 207L20 208H23V207H25L24 205L26 204L25 202H26V196L25 195H23L22 194V192H21V190H23V189H21L20 190V192H21V194H20V192H18ZM221 191V190H220ZM23 192H25L24 190H23ZM222 192V191H221ZM226 192V191H225ZM236 192V191H235ZM28 193V192H27ZM38 193V192H37ZM25 194H26V192H25ZM233 195H234V192L232 193ZM232 195H230V197H231ZM229 197V196H228ZM264 197V196H263ZM263 197H261V198H263ZM39 198H40V196H39ZM77 198V195H70L69 196V200H70V202H73V203H75L74 202V200ZM79 198V197H78ZM237 198V197H236ZM260 198V199H261ZM35 199V198H34ZM38 199V198H37ZM232 199H234L233 197H232ZM230 200H231V198H230ZM229 200V201H230ZM263 200H264V198H263ZM6 201L8 202V203H6ZM32 201V200H31ZM47 201V198L45 197V198H43V199H40L39 201L37 200V202H36V205H37V211H38V214H37V218H38V221H39V224L42 226L43 224H45V223H52V222H54V221H56V220H58V218H59V216H60V212L58 211V210H56V209H45V208H43V205H41L42 204V202H45V203H47L46 202ZM81 199H79V202L81 203ZM235 201V200H234ZM262 201V200H261ZM232 202V201H231ZM234 203V202H233ZM236 203H239L238 201H236ZM241 203H242V201H241ZM264 203V202H263ZM262 203V204H263ZM230 205V204H229ZM228 205V206H229ZM234 205V204H233ZM243 205V204H242ZM236 206V205H235ZM230 207V206H229ZM228 207V208H229ZM231 208V207H230ZM24 209V208H23ZM28 209V208H27ZM232 209V208H231ZM235 209H236V207H235ZM242 209H243V206H242ZM237 210V209H236ZM243 211V210H242ZM246 211V210H245ZM235 214H237V213H235ZM262 214H263V216H262ZM26 215V214H25ZM21 216V215H20ZM22 218V217H21ZM1 220V219H0ZM21 225V224H20ZM3 228V230H5ZM0 231H1V229H0ZM12 231V232H13ZM12 232H11V234H12ZM13 234H15V233H13ZM3 235V234H2ZM9 235V234H8ZM255 235V234H254ZM259 236V233H258V235H257V237ZM1 237V236H0ZM3 237H4V235H3ZM259 237H261V236H259ZM0 240H2L1 238H0ZM8 240V239H7ZM257 241V240H256ZM8 242V241H7ZM5 248H3V250H4ZM8 250V249H7ZM4 251H6V250H4ZM9 251V250H8ZM251 254V255H252ZM245 263V262H244ZM195 264V263H194Z\"/></svg>",
	"mask_w": 264,
	"mask_h": 264
}]
</instances>
